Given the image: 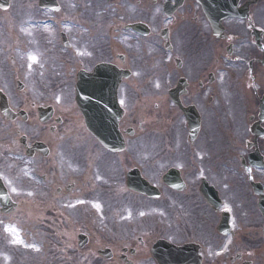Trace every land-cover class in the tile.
Segmentation results:
<instances>
[{
	"label": "flooded vegetation",
	"instance_id": "flooded-vegetation-1",
	"mask_svg": "<svg viewBox=\"0 0 264 264\" xmlns=\"http://www.w3.org/2000/svg\"><path fill=\"white\" fill-rule=\"evenodd\" d=\"M247 2H256L253 17L264 26V0L238 5ZM37 15L52 22L59 17L70 44L62 52L65 64L75 48L82 53L73 72L92 71L99 62L121 72L116 99L125 149L94 146L73 175L54 177L56 191L65 197L74 189L90 192L95 176L112 184L118 203L113 223L106 222L110 234L103 232L106 239L95 242L97 250H111L110 264H264L251 186V181L264 186V168L248 160L257 151L264 162V34L248 41L249 28L224 19L222 36L216 37L211 14L196 0H58L56 11ZM80 21L93 24L89 40L76 28ZM67 72L72 73L68 67ZM70 85L74 89L75 81L65 83L59 109L80 122L82 114L69 110ZM107 95L114 112V93ZM105 106L102 99L93 109ZM184 110L193 122L198 115L193 141ZM62 122L51 120L46 128L59 134ZM151 137L155 146L138 144ZM132 170L152 186L147 192L126 188ZM206 183L216 190L209 194L212 204L201 193ZM137 216L154 220L136 224ZM159 240L172 245L170 256L156 247Z\"/></svg>",
	"mask_w": 264,
	"mask_h": 264
},
{
	"label": "rangeland",
	"instance_id": "rangeland-1",
	"mask_svg": "<svg viewBox=\"0 0 264 264\" xmlns=\"http://www.w3.org/2000/svg\"><path fill=\"white\" fill-rule=\"evenodd\" d=\"M10 10L11 9H9L5 13H0V57L4 56L5 61L10 60L11 62L14 63L16 70L20 71L22 74H25V76L27 77L29 76V83H31L30 88L32 89V91H34L35 93H41L43 89L38 85L37 82H35L33 74L35 72L43 73L47 69H49L51 72H54V71L48 66L46 57H43V56L36 57L32 53L28 54V56L21 54L20 52L21 46L27 49L28 48L27 41L29 38L32 39V36H33L30 33H28L29 31L26 32L25 28L32 29V26H35V25L34 24H32V26L24 25L26 27L21 28L24 26H19L18 24L13 23V19L11 17L12 11ZM12 25H14V27L17 29H20L21 31L20 35H22L21 37H17V38L14 37L16 39L15 43L12 39L13 37L11 35H7V31L8 30L11 31ZM40 35L42 39V48H45V47L47 49L52 48L51 43L48 44L46 40L45 32H41ZM6 40L8 41L7 45H12V44L14 45L6 47ZM30 56H33L36 59L34 61L30 60L29 59ZM53 60L56 61L57 58L54 57ZM22 61L24 62L26 68H24L21 65ZM49 81H55V80H48L45 83ZM57 83H58V80H57ZM51 91L52 93L54 92V90H51ZM237 120L239 119L237 118ZM212 154H214V152H212ZM3 156H4L3 158L4 160L0 162V173L3 174V181L5 185L9 188L11 194H14V192L12 191V188H14V184L17 182V179H16L17 176H14V167L12 163V155H11L10 150L9 149L4 150ZM212 157L214 156L212 155ZM20 177L24 179L27 178L25 169L22 170V175ZM24 199L22 202H20L21 207H19V210L17 212H14L13 214L8 215L7 217H3L0 213V229H1L2 238L7 244L13 243L12 241L14 237L22 241V243H14V246L16 247V249H18L16 253H14L15 255L17 254L20 255L26 250L37 251V253H39L43 258H45L48 255L47 257L54 258L56 261L55 262H51V261L44 262L41 256H39L38 254L26 253L19 259H14V264H71L68 261H59L62 259L61 257L65 253L69 252L70 249H68L65 245L62 246V243H59V245L54 244V240H49L48 234H47V238H45L46 231L44 229H39L35 226H26L23 224L24 222L23 217L26 216L30 211H33V208L31 207L30 202L27 201L30 205L26 206L27 202ZM43 204L44 203H42V205ZM23 213H25V215L21 217ZM36 213L33 211L34 216L36 217V219L39 220L38 216L35 215ZM68 225L69 223L67 222L66 226ZM5 226L9 227V232L4 231ZM13 227L18 229V233L11 231ZM91 229L94 230V227ZM40 235H42L43 240H40L39 242L35 241L34 238ZM63 238H64V235L61 234L59 239L62 240ZM100 238H102L101 233L97 236L96 239L98 240ZM27 245H34L35 247L34 248L28 247ZM87 252H90V251H87ZM87 252L86 251L83 252L82 260H70V261H73L72 264H96L97 263L96 260H94L93 258L90 259L86 257ZM50 253H52L51 256H49ZM74 253L81 254V252H78L75 250H74ZM87 259H90V260H87ZM6 260H7V256L2 255V261H0V264H8ZM79 261L83 263H78ZM97 264H102V263H97Z\"/></svg>",
	"mask_w": 264,
	"mask_h": 264
},
{
	"label": "snow or ice",
	"instance_id": "snow-or-ice-1",
	"mask_svg": "<svg viewBox=\"0 0 264 264\" xmlns=\"http://www.w3.org/2000/svg\"><path fill=\"white\" fill-rule=\"evenodd\" d=\"M29 59L34 61L36 58L33 57V56H30ZM29 67H31V66H29ZM0 178H2V177H0ZM12 191L13 192H16L17 190L15 188H12ZM29 195H31V193H29ZM4 231L5 232H9V227L8 226H5ZM11 231L18 233V229L14 228V227L11 229ZM12 242L13 243H22V241H20L19 239H16L15 237L13 238V241ZM27 246L28 247H33V248L35 247L34 245H27Z\"/></svg>",
	"mask_w": 264,
	"mask_h": 264
}]
</instances>
